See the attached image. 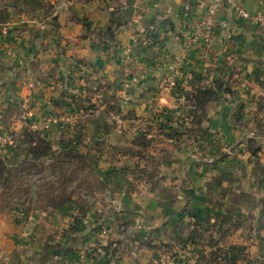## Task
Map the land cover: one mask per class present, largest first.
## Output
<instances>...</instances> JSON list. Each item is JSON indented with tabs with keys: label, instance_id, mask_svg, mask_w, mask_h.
<instances>
[{
	"label": "crops",
	"instance_id": "obj_1",
	"mask_svg": "<svg viewBox=\"0 0 264 264\" xmlns=\"http://www.w3.org/2000/svg\"><path fill=\"white\" fill-rule=\"evenodd\" d=\"M4 1L14 6L5 7L9 18L26 23L1 30L0 132L7 126L20 133L36 124L32 131L39 133L45 120L55 119L45 131L63 139L79 135L72 149L95 168L107 203L97 196L82 211L69 201L57 209L0 211V264H79L83 255L84 264H172L180 259L175 253L168 257L153 242L167 243L162 238L177 220L193 212L204 215L202 207L193 208V202H204L193 185L202 180V188L205 169L219 170L227 157L200 162L183 146L160 162L166 172L146 181L135 173L129 148L136 137L145 136L140 123L172 135L171 121L185 105L192 109L187 99L216 83L233 94L223 93L205 105L191 124L210 144L218 138L219 146L234 144L240 131L236 121L248 116L246 105L258 111L264 105V33L225 5L217 19L232 32L237 60L231 65L220 50L227 42L224 32L213 30L208 42L201 37L200 23L211 0ZM242 7L251 15L264 13V0H243ZM123 54L137 65L127 67ZM249 87L255 99L248 96ZM215 147L209 148L214 155L221 152ZM183 171L190 186L179 191L175 184Z\"/></svg>",
	"mask_w": 264,
	"mask_h": 264
},
{
	"label": "rangeland",
	"instance_id": "obj_2",
	"mask_svg": "<svg viewBox=\"0 0 264 264\" xmlns=\"http://www.w3.org/2000/svg\"><path fill=\"white\" fill-rule=\"evenodd\" d=\"M4 2L0 0L3 7H5ZM5 28L4 24L0 27V32ZM246 90L248 96L255 99L253 88L249 87ZM246 106L247 119L236 121L240 131L233 138L235 143L225 147L217 145L220 138L212 140L210 144L207 138L199 137L195 125L191 124L196 122L195 115L191 114L192 109L187 108L186 105L183 114L180 113L177 119L171 121L174 124L172 127L182 130L183 134L180 131L166 135L153 123L138 124V130L145 136L136 137L133 141L134 146L129 148V151L137 162L135 173L144 180L150 181L164 172L165 169H159L160 162L175 157V152L179 153L183 146L189 147V151H192L190 156L196 161L210 163L214 162L215 158L222 160L224 156L227 157V163L220 166L219 170L213 171L209 167L205 169L207 171L202 188L199 186L202 180L193 185L194 189H197L198 196L201 194L204 198V202L200 204L193 202V208L202 207L205 211L204 215L200 218L186 216L182 220H177L173 223L172 230L162 238V240L166 239L167 243L162 245L163 241L161 242L159 238V241H156L158 244L153 242V247L159 248L158 250L166 253L168 257L170 255L173 257L175 253V256H180V259L185 258L191 261V264H226L222 258L227 253L237 263L245 264L248 261L249 264H264V105L260 106L261 113L255 109L257 106L252 104ZM185 118H187L186 122ZM183 122L191 125L187 124L183 127L185 130L179 128V124L182 125ZM71 127L77 130L75 124ZM9 129L6 126L3 133L0 132V134L5 132L7 135L12 134V142L0 149V154L5 150L3 154L7 153L9 156L8 171L11 176H18L24 170L32 169L25 158H39L40 164L27 172L21 189H13L5 195V191L0 187V211L8 209L6 204L10 203L7 202L11 198L14 201L9 204L11 206L9 208L20 207L24 211L36 209L35 203L36 199L40 200V191L43 188H58L61 182H65L62 184L61 195L67 197L69 201L67 202L76 210L82 211L91 207L96 202L97 196H100V203H107L105 199L103 200L106 191L104 185L96 183L89 177H82L81 172L63 176L61 171L55 169L58 160L63 156L62 149L72 150L77 142L75 135L78 139L79 135L75 134L63 139V136L53 137L45 131L47 129L40 130L39 133L33 132L31 127V130L23 129L20 133L13 131L15 129L12 131ZM198 140L201 142L200 145L197 143ZM213 146H219L221 152L214 155L209 149ZM223 152L225 155H221ZM119 153L124 154L123 151ZM125 154H129L128 149L125 150ZM184 171L183 178L175 184V189L179 191L181 189L185 191L190 186ZM168 172L174 173L173 170ZM185 181L186 183H183ZM20 200L24 201L22 205ZM115 203L118 204L116 201ZM215 210L220 211V214L222 211L228 213L231 217L228 216L227 221H223L221 216L210 217ZM237 212L239 215L235 217Z\"/></svg>",
	"mask_w": 264,
	"mask_h": 264
},
{
	"label": "trees",
	"instance_id": "obj_3",
	"mask_svg": "<svg viewBox=\"0 0 264 264\" xmlns=\"http://www.w3.org/2000/svg\"><path fill=\"white\" fill-rule=\"evenodd\" d=\"M16 11L19 12H23V13H27L24 10H21L20 8H16ZM9 21V13H8V9L1 6L0 4V27L3 26L5 23H7ZM0 32V36H1ZM223 93H231V91L228 88H225L223 86V84L221 83H216L215 88H208V87H204L200 90H196L193 97L190 99H187V103L189 104V107L192 108L191 114H194L196 112H202L203 108L205 107V105H207L210 102L216 101L219 99V97H221V95ZM196 115V114H194ZM196 117V116H195ZM194 117V119H195ZM200 121H197V124H199ZM183 128L185 127L184 124H179V128ZM172 129V128H171ZM185 130V128H183ZM174 130V129H172ZM176 132H180L181 134H183L182 130L180 129H175ZM62 153L63 156L60 157V159L58 160V164H57V168H55L57 171H61V173L65 175L69 174H75V173H79L81 172V176L84 177H89L91 178V180L95 181L96 183H99V181L97 180L98 174L95 170V168L93 167V165L90 163V161L88 160V158L83 155L80 154L76 151L72 150H66V149H62ZM43 154V153H42ZM38 157V156H36ZM51 158V156H50ZM29 164L31 165L30 170L35 169V167L40 164V160L39 158H25ZM9 166H8V160L5 156L0 154V187L3 188V190L5 191V195L8 194V192L10 193L13 189L19 190L24 186L23 180L26 177L27 172H29V169L24 170L23 172H21L18 176H11V174L8 171ZM62 176V179L64 180V177ZM65 182H61V185L58 186V188H46V189H42L40 191V200L36 199V209L35 210H47V209H57L59 207H61L62 205H64L68 199L65 196L61 195V189H62V184H64ZM10 196V195H9ZM67 199V200H66ZM11 200V201H10ZM8 200L7 203H11L14 201V199H10ZM13 200V201H12ZM22 202V200H20ZM9 203V204H10ZM24 203V201L22 203H20V205H22ZM9 204H6L7 208L11 207L9 206ZM221 209V208H220ZM221 212L215 210L213 211V213L211 214L212 217L216 216V217H220L223 219V221H227L228 216L231 217L230 215H228V213H225L222 211V214H220ZM239 215V212H237V215L235 214V217H237ZM190 217H195L196 216L192 213L189 214ZM210 216V217H211ZM198 218V217H197ZM208 218V217H207ZM223 261L226 264H243V263H237L236 260L234 258H232L230 256V254L228 255L226 253V255L223 256ZM245 264H249V262L247 261Z\"/></svg>",
	"mask_w": 264,
	"mask_h": 264
},
{
	"label": "built area",
	"instance_id": "obj_4",
	"mask_svg": "<svg viewBox=\"0 0 264 264\" xmlns=\"http://www.w3.org/2000/svg\"><path fill=\"white\" fill-rule=\"evenodd\" d=\"M242 2L243 0H211L206 15L200 23V28L202 29L201 37L205 39L206 42L211 41V32L213 30L224 32L225 40L228 43L226 42L225 45L221 46L220 50L225 56L224 58L225 62L231 65L234 64L237 60L235 48L230 43L232 42L231 41L232 32L229 31L227 23L225 21L217 19V15L219 14V12L223 10L225 5H232L236 14H238L240 17H242L245 20H250L256 23L259 26V29L264 33V13H257L255 15H251L243 9ZM25 23H26L25 20L9 18V21L5 23L6 26L5 29L7 28L12 29L13 27ZM193 42H194L193 40H190L188 41V44H192ZM122 62L127 67L130 68L131 67L133 68V66L137 65V62L127 54H123ZM179 68H180V59L177 58L175 59L174 62V69L177 72ZM56 123L57 121L55 119L48 118L47 120L44 121L43 127L44 129H49L52 125ZM36 128H37L36 124L31 125V129L36 130ZM11 142H12L11 136L7 134H0V149L4 148L7 145H10ZM85 258H86L85 255L81 256V260L79 264H84ZM151 264H157V263H151ZM172 264H191V261L182 258V259H177Z\"/></svg>",
	"mask_w": 264,
	"mask_h": 264
},
{
	"label": "water",
	"instance_id": "obj_5",
	"mask_svg": "<svg viewBox=\"0 0 264 264\" xmlns=\"http://www.w3.org/2000/svg\"><path fill=\"white\" fill-rule=\"evenodd\" d=\"M5 7H14V6H11V5H7V4H5Z\"/></svg>",
	"mask_w": 264,
	"mask_h": 264
}]
</instances>
